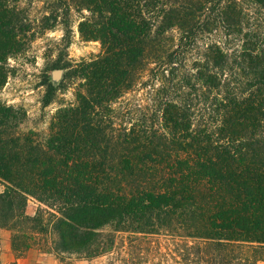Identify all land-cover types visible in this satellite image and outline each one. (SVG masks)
I'll use <instances>...</instances> for the list:
<instances>
[{
    "label": "trees",
    "instance_id": "obj_1",
    "mask_svg": "<svg viewBox=\"0 0 264 264\" xmlns=\"http://www.w3.org/2000/svg\"><path fill=\"white\" fill-rule=\"evenodd\" d=\"M19 1L0 0V89L32 31ZM51 2L62 41L70 11H85L78 33L101 54L76 65V103L42 139L0 103L11 251L61 264L264 262V0ZM42 85L45 108L57 86ZM127 94L117 123L112 104Z\"/></svg>",
    "mask_w": 264,
    "mask_h": 264
},
{
    "label": "rangeland",
    "instance_id": "obj_2",
    "mask_svg": "<svg viewBox=\"0 0 264 264\" xmlns=\"http://www.w3.org/2000/svg\"><path fill=\"white\" fill-rule=\"evenodd\" d=\"M18 6L28 19L32 31L24 50L8 61L10 73L5 85L0 89V103L24 111L26 117L20 125V130H32L42 139L48 133L56 110L76 103V95L84 82L73 73L76 65L100 55L101 45L98 41H84L78 33V23L82 16L87 15L85 11H70L67 29L71 32L69 43L66 44L62 41L63 30L58 23L59 18L56 22L45 19L54 9L51 0H20ZM45 25H51V29H44ZM55 62H59L63 69L54 68ZM56 70H61L59 78L53 75ZM45 77L57 86V91L52 103L43 108L41 101L45 86L42 82ZM132 97L133 94H127L112 104L115 122L121 123V103L129 101ZM2 190L0 185V192ZM40 207L35 200L29 198L26 213L33 215ZM10 236L8 231L0 229V264H61L53 256L41 254L35 249L16 256L10 248ZM160 243L163 245L164 240L160 239ZM106 261L102 258L91 264H106ZM170 263V260L165 261V264ZM63 264L89 263L71 259ZM255 264L264 262L258 261Z\"/></svg>",
    "mask_w": 264,
    "mask_h": 264
},
{
    "label": "water",
    "instance_id": "obj_3",
    "mask_svg": "<svg viewBox=\"0 0 264 264\" xmlns=\"http://www.w3.org/2000/svg\"><path fill=\"white\" fill-rule=\"evenodd\" d=\"M60 73H61V71L58 70V71L53 72V75L55 78H59Z\"/></svg>",
    "mask_w": 264,
    "mask_h": 264
}]
</instances>
